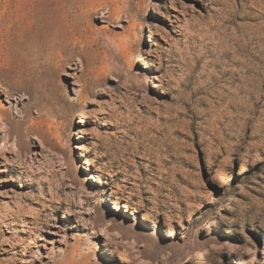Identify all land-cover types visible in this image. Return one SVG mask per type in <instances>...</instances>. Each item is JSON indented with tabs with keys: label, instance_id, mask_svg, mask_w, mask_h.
I'll list each match as a JSON object with an SVG mask.
<instances>
[{
	"label": "rangeland",
	"instance_id": "obj_1",
	"mask_svg": "<svg viewBox=\"0 0 264 264\" xmlns=\"http://www.w3.org/2000/svg\"><path fill=\"white\" fill-rule=\"evenodd\" d=\"M0 223V264H264V0H0Z\"/></svg>",
	"mask_w": 264,
	"mask_h": 264
},
{
	"label": "bare ground",
	"instance_id": "obj_2",
	"mask_svg": "<svg viewBox=\"0 0 264 264\" xmlns=\"http://www.w3.org/2000/svg\"><path fill=\"white\" fill-rule=\"evenodd\" d=\"M18 209H19V207H18ZM10 215H13V216H14L13 212H5V211H4V213H3L2 216H1V221H5L6 218H9V217H10ZM0 224H1V223H0Z\"/></svg>",
	"mask_w": 264,
	"mask_h": 264
}]
</instances>
